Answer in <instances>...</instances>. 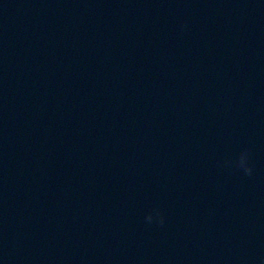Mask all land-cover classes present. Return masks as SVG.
I'll return each mask as SVG.
<instances>
[{"label":"water","instance_id":"95a60500","mask_svg":"<svg viewBox=\"0 0 264 264\" xmlns=\"http://www.w3.org/2000/svg\"><path fill=\"white\" fill-rule=\"evenodd\" d=\"M0 264H264V0H0Z\"/></svg>","mask_w":264,"mask_h":264},{"label":"clouds","instance_id":"9594fccd","mask_svg":"<svg viewBox=\"0 0 264 264\" xmlns=\"http://www.w3.org/2000/svg\"><path fill=\"white\" fill-rule=\"evenodd\" d=\"M246 161H247V154L244 150H241V152L237 156L236 163L240 167H242L245 173H249L250 167L248 166ZM154 219L156 220L157 223H162V217L160 216L157 210H153L150 213H146L144 216V220L148 223H152Z\"/></svg>","mask_w":264,"mask_h":264}]
</instances>
